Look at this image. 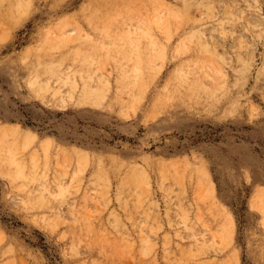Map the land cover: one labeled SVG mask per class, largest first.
I'll return each mask as SVG.
<instances>
[{
    "label": "rangeland",
    "instance_id": "obj_1",
    "mask_svg": "<svg viewBox=\"0 0 264 264\" xmlns=\"http://www.w3.org/2000/svg\"><path fill=\"white\" fill-rule=\"evenodd\" d=\"M0 264H264V0H0Z\"/></svg>",
    "mask_w": 264,
    "mask_h": 264
},
{
    "label": "bare ground",
    "instance_id": "obj_2",
    "mask_svg": "<svg viewBox=\"0 0 264 264\" xmlns=\"http://www.w3.org/2000/svg\"><path fill=\"white\" fill-rule=\"evenodd\" d=\"M190 3V2H189ZM188 3V4H189ZM191 8V7H190ZM190 8H188V9H190ZM222 9V8H221ZM230 9V8H229ZM180 10V9H179ZM195 11V10H194ZM168 12V11H167ZM170 12V11H169ZM181 12V11H180ZM207 12H208V10H207ZM121 13V12H120ZM131 13V12H130ZM195 13V12H194ZM209 13V12H208ZM126 14V13H125ZM127 14H128V12H127ZM122 15V14H121ZM120 15V16H121ZM192 15V14H191ZM204 16L206 15V14H203ZM128 16V15H127ZM130 16V15H129ZM134 16V15H133ZM171 16V15H170ZM124 18V17H123ZM134 18H136V17H134ZM138 18V17H137ZM182 18V17H181ZM230 18V17H229ZM172 19L174 20V18L172 17ZM183 19V18H182ZM178 20V19H177ZM132 21H133V19H132ZM126 22V21H125ZM131 22V21H130ZM163 22V21H162ZM166 22V21H165ZM182 22V21H181ZM229 22V21H228ZM127 23V22H126ZM157 23V22H156ZM155 23V24H156ZM170 24V23H169ZM168 24V25H169ZM173 24V23H172ZM170 26V25H169ZM176 26V25H175ZM193 26V25H192ZM135 27V26H134ZM159 28V27H158ZM135 29V28H134ZM164 29L162 28V31H163ZM139 31V29L137 30V32ZM165 31V30H164ZM170 31V30H169ZM183 32V31H182ZM181 32V33H182ZM180 33V34H181ZM140 34H142V33H140ZM167 34V33H166ZM196 37V36H195ZM199 65V64H198ZM192 67V66H191ZM183 68V67H182ZM204 68V67H203ZM196 70V69H195ZM203 70H205V69H203ZM186 71H188V68H187V70ZM211 71V70H210ZM171 72V71H170ZM189 72V71H188ZM194 72V71H193ZM198 72V71H197ZM62 73V72H61ZM66 73V72H65ZM181 73V72H180ZM208 73V72H207ZM60 75V74H59ZM186 75V74H185ZM192 75H194V74H192ZM211 75V74H210ZM69 76V75H68ZM212 76V75H211ZM139 77V76H138ZM141 77V76H140ZM168 77H169V75H168ZM213 77V76H212ZM203 78V77H202ZM142 79V78H141ZM144 80V79H143ZM170 80V79H169ZM172 80V79H171ZM175 80V79H174ZM173 80V81H174ZM186 80V79H185ZM196 80V79H195ZM166 81H167V79H166ZM142 83V82H141ZM198 83V82H197ZM35 84V83H34ZM214 84V83H213ZM173 85V84H172ZM208 85V84H207ZM34 86V85H33ZM32 86V87H33ZM177 86V85H176ZM169 87V86H168ZM185 87V86H184ZM166 88V87H165ZM181 88V87H180ZM142 90V89H141ZM165 90V89H164ZM176 90V89H175ZM160 91V90H159ZM161 93V92H160ZM135 97V96H134ZM164 104V103H163ZM167 104V103H166ZM170 113V112H169ZM13 152V151H12ZM15 156V155H14ZM16 166H18V165H16ZM16 168V167H15ZM18 170V169H17ZM171 171V170H170ZM18 174H20L21 175V173H22V168L21 167H19V170H18ZM21 172V173H20ZM17 173V172H16ZM15 173V174H16ZM167 173V172H166ZM165 173V174H166ZM168 173H169V171H168ZM11 174V173H10ZM23 174V173H22ZM171 174V173H170ZM24 175V174H23ZM176 175V174H175ZM28 176V175H27ZM173 176V175H172ZM9 177V176H8ZM19 177H21V176H19ZM23 177V176H22ZM134 177V176H133ZM174 177V176H173ZM17 178H18V175H17ZM24 178H25V175H24ZM128 178V177H127ZM171 178V177H170ZM123 179V178H122ZM14 180H15V178H14ZM25 180H26V178H25ZM104 180V179H103ZM173 180V179H172ZM127 181V180H126ZM13 182V181H12ZM30 182H32V180L30 181ZM137 182V181H136ZM17 183V182H16ZM101 183V182H100ZM134 183H135V181H134ZM133 183V184H134ZM45 184V183H44ZM130 184V183H129ZM16 185V184H15ZM25 185H26V183H25ZM132 185V184H131ZM130 186V185H129ZM103 187V186H102ZM118 187H120V186H118ZM122 187V186H121ZM133 187V186H132ZM131 187V188H132ZM138 187V186H137ZM25 189V188H24ZM101 189H103V188H101ZM104 190V189H103ZM137 190H139V189H137ZM24 191V190H23ZM118 191V190H117ZM31 191H29V193H30ZM119 192V191H118ZM34 194V193H33ZM123 194V193H122ZM127 194V193H126ZM125 195V194H124ZM29 196V195H28ZM37 197V196H36ZM120 197V196H119ZM132 197V196H131ZM122 198V197H121ZM129 198V197H128ZM29 201V200H28ZM119 202V201H118ZM122 202V201H121ZM135 203V202H134ZM140 203V202H139ZM138 204V203H137ZM125 205V204H124ZM122 206V205H121ZM142 206V205H141ZM118 224V223H117Z\"/></svg>",
    "mask_w": 264,
    "mask_h": 264
},
{
    "label": "snow or ice",
    "instance_id": "obj_3",
    "mask_svg": "<svg viewBox=\"0 0 264 264\" xmlns=\"http://www.w3.org/2000/svg\"><path fill=\"white\" fill-rule=\"evenodd\" d=\"M30 7H31V5H30ZM43 7H47V5H44ZM37 14H39V8H38ZM21 23H23V21Z\"/></svg>",
    "mask_w": 264,
    "mask_h": 264
}]
</instances>
